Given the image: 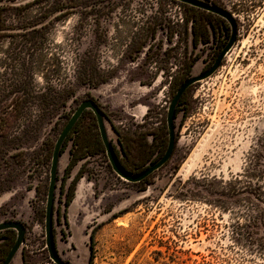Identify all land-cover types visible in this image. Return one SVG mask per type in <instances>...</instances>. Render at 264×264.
Segmentation results:
<instances>
[{
    "label": "rangeland",
    "instance_id": "374dc122",
    "mask_svg": "<svg viewBox=\"0 0 264 264\" xmlns=\"http://www.w3.org/2000/svg\"><path fill=\"white\" fill-rule=\"evenodd\" d=\"M198 1L228 11L237 37L217 71L184 93L169 161L143 182L120 179L90 110L63 143L53 237L65 264H88L91 233V264H264L232 227L246 189L264 187L244 173L264 166V0ZM229 34L223 19L174 0H0V223L25 228L11 264H53L51 155L77 106L95 102L114 153L138 175L166 149L175 92ZM15 237L0 232V251Z\"/></svg>",
    "mask_w": 264,
    "mask_h": 264
},
{
    "label": "water",
    "instance_id": "95a60500",
    "mask_svg": "<svg viewBox=\"0 0 264 264\" xmlns=\"http://www.w3.org/2000/svg\"><path fill=\"white\" fill-rule=\"evenodd\" d=\"M178 3L183 5H187L208 13H211L217 17L223 19L230 28V34L227 43L221 49L219 54L217 55L216 59L214 60L213 64L205 71L200 73L199 75L189 77L185 80L175 92L173 98L171 99L169 106L167 108L166 114V127L168 132V142L166 149L163 155L158 159L155 163L149 165L144 171H142L138 175H132L124 170L117 157L115 156L113 147L107 137V132L105 129L104 124V117L99 109V107L93 102L92 100H84L82 101L77 108L74 110L70 118L68 119L67 123L61 130L58 138L55 141L52 155H51V165L49 171V182H48V189H47V196H46V205H45V216H44V232H45V248L48 253V257L53 264H65L57 250L55 248L54 237H53V207H54V200H55V191H56V183H57V173H58V166H59V158L61 157V149L63 146L64 141L66 140L67 136L71 132L72 128L75 126L81 115L84 111L90 110L94 115L96 120L99 136L102 142V145L105 150V154L108 160V163L112 169V171L120 178L129 183H139L153 174L155 171L159 170L163 167L171 158L174 147H175V111L178 106L179 100L186 92L188 88L193 86L194 84L203 81L209 77H211L219 68L221 62L228 54V52L232 49L236 42L237 37V23L232 15L221 8H217L210 4L198 1V0H174ZM6 230H14L16 232L15 241L8 251L5 259L1 264H11L14 257L20 250V247L23 244L24 235H25V228L22 224L18 222H2L0 223V232Z\"/></svg>",
    "mask_w": 264,
    "mask_h": 264
},
{
    "label": "trees",
    "instance_id": "16d2710c",
    "mask_svg": "<svg viewBox=\"0 0 264 264\" xmlns=\"http://www.w3.org/2000/svg\"><path fill=\"white\" fill-rule=\"evenodd\" d=\"M185 6H187V5H185ZM190 8L192 10H196L198 12H201V13H203L205 15H209V16L213 15L211 13H208V12H205V11L193 8V7H190ZM192 32H193L194 41H198V37L200 35L196 34L195 23L194 22L192 24ZM182 97L179 100L178 106L176 108L175 116L180 111L179 107L182 104ZM85 113H86V111L83 112V114L81 115L79 120L84 116ZM184 117H185V115H183V118ZM79 120L77 121V123L79 122ZM74 127L72 128V130L74 129ZM72 130H71V132H72ZM67 140H68V138H66L65 141H67ZM167 142H168V132H167ZM63 150H64V146H62L61 153L63 152ZM71 155H72V153H71ZM116 157L118 159L117 155H116ZM77 161H78V158H74V156H72L70 158V160H69L67 170L70 171L75 166ZM118 161H119V159H118ZM119 164L121 165V167L124 170H127L121 164L120 161H119ZM244 173H245V176L248 179L256 178L257 180L264 181V166L260 170L254 171V169H252V167L249 165L247 167V169H245ZM77 180H78L77 178L72 180V184H71L72 187L74 186V183ZM143 181H141V182H143ZM245 193H246V197H244L243 201L246 204V209L240 215L243 222L239 223L238 221H236L233 224V226H232L233 227V235L237 239L236 243L238 245H241L242 247H245L247 250H250L251 252H255V253H259L260 255H264V187H257V188L248 187L246 189ZM70 202H71L70 199L69 200L67 199L64 202V213H63V216H65L66 210H67ZM226 209H224V210H226ZM7 231L8 230L3 231V232H7ZM92 240H93V233L90 234V241H91V243H90V251H91V253H90L88 264H91L92 257H93V254H92V251H93ZM14 241H13V243H14ZM13 243H12V245H13ZM12 245H11V247H12ZM10 248L8 250L4 251V252L0 251V253H1V255H0L1 256L0 257V264L5 259V257H6V255L8 253V251L10 250Z\"/></svg>",
    "mask_w": 264,
    "mask_h": 264
},
{
    "label": "bare ground",
    "instance_id": "6f19581e",
    "mask_svg": "<svg viewBox=\"0 0 264 264\" xmlns=\"http://www.w3.org/2000/svg\"><path fill=\"white\" fill-rule=\"evenodd\" d=\"M190 161H192V160L190 159ZM187 163H188V162H187ZM191 164H192V163L189 162L188 164H186V167H190V166H192ZM80 191H81V186L79 187V191H78V194H77V197H78V198H80Z\"/></svg>",
    "mask_w": 264,
    "mask_h": 264
},
{
    "label": "crops",
    "instance_id": "0c3cea01",
    "mask_svg": "<svg viewBox=\"0 0 264 264\" xmlns=\"http://www.w3.org/2000/svg\"><path fill=\"white\" fill-rule=\"evenodd\" d=\"M80 187V186H79Z\"/></svg>",
    "mask_w": 264,
    "mask_h": 264
}]
</instances>
